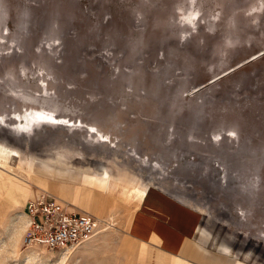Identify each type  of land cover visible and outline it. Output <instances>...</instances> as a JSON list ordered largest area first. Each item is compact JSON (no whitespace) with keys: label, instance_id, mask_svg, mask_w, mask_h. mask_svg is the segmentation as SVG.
I'll return each instance as SVG.
<instances>
[{"label":"rangeland","instance_id":"1","mask_svg":"<svg viewBox=\"0 0 264 264\" xmlns=\"http://www.w3.org/2000/svg\"><path fill=\"white\" fill-rule=\"evenodd\" d=\"M178 87L200 89L183 95ZM174 88L175 98L162 95ZM196 103L212 114L201 118L205 131L193 134L198 142L178 125ZM144 105L151 118L133 117ZM219 121L239 130L240 143L252 149L240 168L253 165L249 173L256 174L259 155L264 162V0H0V172L25 183L26 194L0 176V264H26L32 253L51 264H156L159 258L172 264L173 257L126 231L143 200L133 196L135 188L163 191L153 181V161L193 184L186 192L196 193L195 202L163 192L203 217L208 228L203 222L197 236L225 242L215 246L226 252H233V238L241 254L250 252L247 264H264V200L244 217L235 213L234 198L226 196L233 179L223 181L225 170L198 153L210 147ZM182 152L189 165L180 170L174 158ZM45 162L78 177H46L39 171ZM77 168L92 172L93 181L108 173L115 187L92 185L90 199L75 201L61 185L81 184ZM257 173L264 183L262 162ZM41 192L94 213L104 225L75 250L26 247L27 229L21 233L18 221ZM102 199L105 209L96 204ZM220 256V264H230Z\"/></svg>","mask_w":264,"mask_h":264},{"label":"built area","instance_id":"2","mask_svg":"<svg viewBox=\"0 0 264 264\" xmlns=\"http://www.w3.org/2000/svg\"><path fill=\"white\" fill-rule=\"evenodd\" d=\"M218 78L219 77L216 76L212 80H217ZM161 85L163 84L160 83V87ZM181 87H178L177 90ZM199 89L200 87H197L193 88L189 92H185V89L181 88L178 93L194 95L197 94L195 92ZM167 90H164L162 95H165V92L167 94L172 93L174 94L173 98H175L177 90L175 88L173 90ZM145 91V89L142 90V92ZM143 99H149L148 101H152V99L148 98V96ZM143 107L144 110L139 113H133L132 116L135 118L143 117L145 120L150 119L153 111L150 112V110L145 108V105ZM190 109L192 116H181L179 118L178 125L181 127L180 131L182 133L187 134L189 138L198 142V137L193 136V134L196 135L199 133L202 129L201 118L207 117L211 111L206 110L205 108L203 109L202 105L199 103H196L190 107ZM149 114L150 116H148ZM210 115L212 116V114ZM214 124L215 127L212 128L214 130L212 134L214 133V135L210 138V147L207 144L205 146L202 145L201 149L203 151L198 153L202 155L200 158L203 161H208L211 164L209 166H216L219 167L220 170H225V173H222L223 181L231 180V178L233 179V187H228L229 194L226 196H231L230 199L234 198L236 206H238V210H236L235 213L242 214V217H244L247 207L256 204L261 206L262 201L264 200L263 177L257 173L261 166V162L264 164V162L261 161L262 157H260L262 155H259V158H257L259 162L257 163L258 165H256V174L249 173V170L250 168H253V165L250 166V168L248 165L240 168L241 164H244L243 161L246 158L250 159L252 149L240 143L241 136L238 129L233 128V126H230L228 123L225 124L224 121H219ZM170 130L174 131V125L170 127ZM227 136L229 138L228 142L226 140ZM188 148L189 145L184 147L185 150ZM259 150H261V148H259ZM179 154L180 157L174 158L176 160L175 166L180 163V170H183V168H187V165L189 164H185V162L188 161L187 158L184 157V154L186 153L182 152ZM189 162L192 163V159ZM152 163L157 166L154 167V169L158 170V174L154 177L153 181L159 188L180 200L184 199L183 201L187 202L196 201V198L198 197L196 193L194 195V192H190V194L186 192L188 187V190L191 191L190 187L193 186L190 181H187V177H185L186 179L181 178V174L178 172L174 173L172 171L170 173L168 168H166V164H160L158 161H153ZM228 163L229 165H236L237 169H235L233 173H231L230 169H228ZM168 182H172L173 184ZM216 196H222L223 199L224 193H218ZM224 200L225 199H223L220 204H223ZM223 207L224 204L221 208ZM27 212L29 216V224L23 238V244L26 247L43 246L49 250L78 247L93 238L100 228L101 223H104L99 220L96 215L87 211L79 210L71 203L65 202L64 200H61L55 195H51L47 192L38 193L34 197L30 198L27 203Z\"/></svg>","mask_w":264,"mask_h":264},{"label":"crops","instance_id":"3","mask_svg":"<svg viewBox=\"0 0 264 264\" xmlns=\"http://www.w3.org/2000/svg\"><path fill=\"white\" fill-rule=\"evenodd\" d=\"M148 191L151 199L159 205L160 211L155 204L144 203L142 199H139L140 203L126 224L128 235L141 243L157 247L164 255L173 257L172 264H220V254L228 256L230 264L251 262L250 252L247 254V250L241 254V251L235 248L237 243L232 237L228 246L233 248V252H226L215 246L219 245L217 242H225L214 237L208 240L207 237L203 239L197 236L204 219L190 206L176 201L158 188L152 187ZM90 209L95 212L94 208ZM89 213L95 215L92 212ZM205 227L208 228L207 225ZM223 248L228 249L225 246ZM156 264L170 263L159 258Z\"/></svg>","mask_w":264,"mask_h":264},{"label":"bare ground","instance_id":"4","mask_svg":"<svg viewBox=\"0 0 264 264\" xmlns=\"http://www.w3.org/2000/svg\"><path fill=\"white\" fill-rule=\"evenodd\" d=\"M43 122L44 123H48V124L57 123V122L59 123V121H54V120H45V121L43 120ZM11 154L12 153H9V158L11 157ZM71 166H73V165H71ZM67 169L68 168H64L62 166H57L56 164H52L51 162L41 163V166L39 167L40 173L42 175L46 176V177L51 178V179L52 178L53 179L54 178H58V179H62L63 178V179L66 180V179L69 178V176H70V178L75 179L76 176H77V175H75L76 173H70L72 171L71 170H67ZM69 169H72V168L69 167ZM77 169L81 173V177H80V179L82 180L81 184L77 185V186L62 184V192L67 191V190L70 189V191H71L70 194L73 197V200H75V201H85V200L90 199L91 195L88 194V193L90 192L89 190H91L90 187H92V185H96L98 188H101V189L104 188V187L107 188V189H111V188L115 187L114 184H113L114 182L110 179V175L108 173H105V175H103V176L94 177L95 179L93 181V179H92L93 173L92 172H89L86 168L85 169L77 168ZM0 176L5 177L7 180L8 179L9 180H13V183L17 186V188H19L18 190L22 191L24 197H26V194L23 191L24 190L23 187L25 186V183H22L17 178H13V177L9 176L8 174L2 173V172H0ZM82 183L84 184L83 186H82ZM85 185H88L89 188L85 187ZM25 190L27 191L28 189H25ZM133 196L137 197V198H141L143 196V200L146 201V203L155 204L157 210H159L158 209L159 205L157 203H155L151 199V197L147 194V192L145 191V189L143 187H141V186L136 187L134 192H133ZM104 203H105V201L104 202H98L96 204L99 207V209H100L101 206L105 209L106 205L104 206ZM90 211H92V210L90 209ZM27 214H28V212H27ZM100 220L102 221L101 218H100ZM28 224H29V216L26 215V214H22L21 218L18 221V225L22 228L21 233H24L26 231V229L28 227ZM101 225H104V224H101ZM97 233L98 232H96V234ZM71 248L74 249V250L76 249L75 247H70V248H67L65 250H69ZM63 258L64 259H62V261H66L67 256L64 255ZM59 262L56 261V263H59ZM38 263H40V264H51V261L47 262L46 259H44L40 255H35L33 253L31 255H29L27 260H26V264H38ZM56 263H53V264H56Z\"/></svg>","mask_w":264,"mask_h":264}]
</instances>
